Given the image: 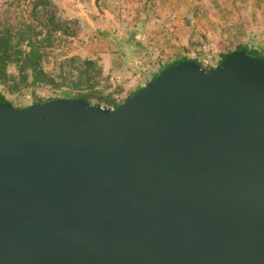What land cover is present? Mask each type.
<instances>
[{"label": "water", "instance_id": "obj_1", "mask_svg": "<svg viewBox=\"0 0 264 264\" xmlns=\"http://www.w3.org/2000/svg\"><path fill=\"white\" fill-rule=\"evenodd\" d=\"M0 264H264V58L180 61L115 109L0 94Z\"/></svg>", "mask_w": 264, "mask_h": 264}, {"label": "rangeland", "instance_id": "obj_2", "mask_svg": "<svg viewBox=\"0 0 264 264\" xmlns=\"http://www.w3.org/2000/svg\"><path fill=\"white\" fill-rule=\"evenodd\" d=\"M32 0H0V22L13 24L29 18ZM51 11L38 9V30L51 27L47 15L63 21L77 20V40L67 45L50 38L42 48L47 73L57 69L54 61L70 57L93 60L103 75L115 80L103 93L123 103L145 87L166 65L185 56L194 59L204 45L218 57L242 43L264 49V0H50ZM43 13V14H41ZM195 15V23L190 17ZM138 31L145 50L132 52L125 41ZM136 46L134 45L133 48ZM106 67H108L106 69ZM119 82H116V80ZM33 87H28L32 91ZM14 104L15 94H4ZM99 98H92L97 103ZM108 106L106 101L101 103Z\"/></svg>", "mask_w": 264, "mask_h": 264}, {"label": "trees", "instance_id": "obj_3", "mask_svg": "<svg viewBox=\"0 0 264 264\" xmlns=\"http://www.w3.org/2000/svg\"><path fill=\"white\" fill-rule=\"evenodd\" d=\"M50 0H32L30 2L29 18L13 24L10 21L0 22V94H15L23 88L33 87L39 83H51L52 80L49 75L42 68V60L44 53L39 44L35 40L39 34L38 30V9L42 7L45 12L51 11ZM44 22L51 27V33L59 29L61 26L56 23L54 15H47ZM138 31H132L127 41H125L126 47L132 52L136 50H145L144 44L141 40ZM134 45L136 46L135 48ZM238 50H251L256 53L258 57L264 58V49L257 48L255 45H251L249 42H242L236 45L232 51L223 55V59L229 56L234 51ZM191 58L185 56L177 61L166 65L158 74L153 76V81L158 77L160 73L167 68L176 65L180 61L189 60ZM88 66H92L93 63L86 62ZM150 81V82H151ZM142 88H139L134 94L139 92ZM132 94L130 97H132ZM99 98L97 103L92 102V98ZM128 97L127 100L130 98ZM77 98L85 99L93 104H100L103 101L110 103L111 100L107 97H103L98 93H92L88 95H81ZM126 100V101H127ZM45 103V102H39ZM119 106V105H117ZM116 106V107H117ZM23 107L21 109L28 108Z\"/></svg>", "mask_w": 264, "mask_h": 264}, {"label": "built area", "instance_id": "obj_4", "mask_svg": "<svg viewBox=\"0 0 264 264\" xmlns=\"http://www.w3.org/2000/svg\"><path fill=\"white\" fill-rule=\"evenodd\" d=\"M40 10L43 13H46L43 8ZM51 13L53 14V12ZM55 19L56 23H59L61 26L59 29L51 34L49 27H45L46 29L38 31L39 34L34 41H36L41 48H45L49 44V40L50 38H53V35L57 44L65 41L67 45H70L77 40L80 34L81 25L79 21L71 19L63 21L56 15ZM190 21L192 24L195 23V15L190 17ZM194 59L198 60L202 67L209 71L217 67L223 57L214 55V53H212V48L209 45H204L197 50ZM88 61L92 62L93 65L88 66L86 64ZM45 63L46 60L43 58L42 68L44 71ZM54 63L57 65V69L54 72L47 73L45 71L51 78V83H39L32 91L23 88L15 93L14 105L17 108H23L39 102H47L61 98L75 99L81 95L92 93L103 95L108 87L115 82L113 78L103 75L102 65L93 60H85L80 57H64L63 59L55 60ZM116 82H119V80L117 79ZM122 103L123 101L117 96L108 103V106H103L101 103L100 105L105 108L115 109L117 105Z\"/></svg>", "mask_w": 264, "mask_h": 264}, {"label": "crops", "instance_id": "obj_5", "mask_svg": "<svg viewBox=\"0 0 264 264\" xmlns=\"http://www.w3.org/2000/svg\"><path fill=\"white\" fill-rule=\"evenodd\" d=\"M108 67H106V69H107ZM108 70V69H107Z\"/></svg>", "mask_w": 264, "mask_h": 264}]
</instances>
